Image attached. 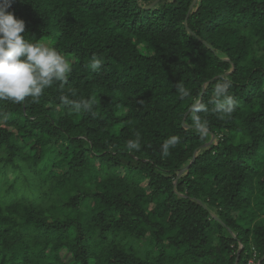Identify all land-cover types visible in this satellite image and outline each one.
<instances>
[{
	"label": "trees",
	"instance_id": "trees-1",
	"mask_svg": "<svg viewBox=\"0 0 264 264\" xmlns=\"http://www.w3.org/2000/svg\"><path fill=\"white\" fill-rule=\"evenodd\" d=\"M8 11L71 70L39 102L0 100V264H235L241 245L237 264L264 256V0ZM224 80L237 105L221 119Z\"/></svg>",
	"mask_w": 264,
	"mask_h": 264
},
{
	"label": "clouds",
	"instance_id": "clouds-1",
	"mask_svg": "<svg viewBox=\"0 0 264 264\" xmlns=\"http://www.w3.org/2000/svg\"><path fill=\"white\" fill-rule=\"evenodd\" d=\"M13 0H0V100L18 104L30 97L33 102H39L44 90L55 82H65L71 70L69 61L54 47L48 44L26 39L25 21L8 11ZM102 59L93 56L90 67L99 69ZM231 82L215 85L214 104L222 114L221 119L231 117L237 101L230 94ZM187 95L185 90H181ZM202 105L190 108L195 111ZM177 137H170L163 144L165 156L169 146L175 147ZM137 147L128 143L127 148Z\"/></svg>",
	"mask_w": 264,
	"mask_h": 264
},
{
	"label": "water",
	"instance_id": "water-1",
	"mask_svg": "<svg viewBox=\"0 0 264 264\" xmlns=\"http://www.w3.org/2000/svg\"><path fill=\"white\" fill-rule=\"evenodd\" d=\"M156 1H158V0H156ZM193 5H194V2L192 3L191 7H193ZM191 7H190V8H191ZM196 105H197V104H196ZM196 105H194V106L191 107V108H195ZM186 115H187V112H186V114L184 115V118H183V121H182V124H183L184 127H187V126L185 125V123H184L185 118H186ZM212 139H213V137H212ZM212 139H211V141H212ZM206 145H207V144H205L204 146H206ZM194 158H195V153H194V155H193V157H192L190 163H189L187 166H185V167H183V168H181V169L179 170V172H178V174H177V178H176L175 181H174V184L176 183L178 177H179L181 174H183L184 172H186V171L189 169L190 165H191L192 162L194 161ZM242 248H243V247H242V245H241V246L239 247L238 252H237V257H236V259H235V264H237V262H238V259H239V253H240V250H241ZM263 258H264V256H262V258L258 261V264H260V262H261V260H262Z\"/></svg>",
	"mask_w": 264,
	"mask_h": 264
},
{
	"label": "rangeland",
	"instance_id": "rangeland-1",
	"mask_svg": "<svg viewBox=\"0 0 264 264\" xmlns=\"http://www.w3.org/2000/svg\"><path fill=\"white\" fill-rule=\"evenodd\" d=\"M42 43H45V44H48L49 46H51L52 40L51 39L50 40H43ZM10 176H11V174H9V177ZM61 254H62V258L64 261H68L71 258L70 254L67 253L66 251H62Z\"/></svg>",
	"mask_w": 264,
	"mask_h": 264
},
{
	"label": "built area",
	"instance_id": "built-area-1",
	"mask_svg": "<svg viewBox=\"0 0 264 264\" xmlns=\"http://www.w3.org/2000/svg\"><path fill=\"white\" fill-rule=\"evenodd\" d=\"M256 259V252H253V256L248 260L247 264H258V261Z\"/></svg>",
	"mask_w": 264,
	"mask_h": 264
}]
</instances>
